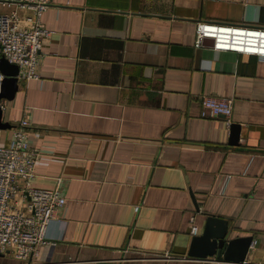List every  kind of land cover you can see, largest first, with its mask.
Returning a JSON list of instances; mask_svg holds the SVG:
<instances>
[{"label": "crops", "instance_id": "obj_1", "mask_svg": "<svg viewBox=\"0 0 264 264\" xmlns=\"http://www.w3.org/2000/svg\"><path fill=\"white\" fill-rule=\"evenodd\" d=\"M42 21L40 79L1 102L0 144L27 121L32 187L66 204L30 261L0 264H206L189 250L210 215L264 264V60L195 48L200 22L264 27V0H52ZM201 96L232 98L230 124Z\"/></svg>", "mask_w": 264, "mask_h": 264}, {"label": "built area", "instance_id": "obj_2", "mask_svg": "<svg viewBox=\"0 0 264 264\" xmlns=\"http://www.w3.org/2000/svg\"><path fill=\"white\" fill-rule=\"evenodd\" d=\"M51 4L52 0H0V10H7L0 11V59L5 58L19 68L18 80L40 79L43 41L52 35L42 18ZM206 39L213 41L211 48L216 52L264 60V27L200 22L196 26L195 48H202ZM4 79L0 73V91ZM199 102L201 118L223 117L230 124L232 98L201 96ZM29 127L27 121L14 127L13 147L0 144V256L11 253L24 263L38 253L40 246L47 244L48 227L66 204L60 190L32 187L39 154L29 146ZM198 231L193 226L191 235L198 236ZM197 261L228 264L216 259Z\"/></svg>", "mask_w": 264, "mask_h": 264}, {"label": "water", "instance_id": "obj_3", "mask_svg": "<svg viewBox=\"0 0 264 264\" xmlns=\"http://www.w3.org/2000/svg\"><path fill=\"white\" fill-rule=\"evenodd\" d=\"M206 40H210L211 46L213 45L211 39ZM0 73L5 76L0 91L1 104L2 101H11L18 92L19 68L16 65L10 64L5 58H1ZM10 128V124L3 122V109L0 106V131H5ZM236 129H238L236 126L232 127L234 135ZM251 243L252 237L229 239V221L210 215L207 218L202 235L193 237L189 257L194 260H207L216 257L218 259L223 258L232 264H244Z\"/></svg>", "mask_w": 264, "mask_h": 264}]
</instances>
